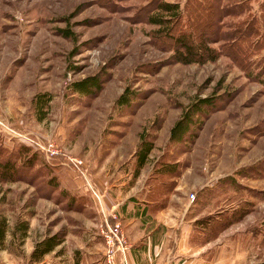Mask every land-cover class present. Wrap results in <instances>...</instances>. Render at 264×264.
<instances>
[{
    "label": "rangeland",
    "instance_id": "rangeland-1",
    "mask_svg": "<svg viewBox=\"0 0 264 264\" xmlns=\"http://www.w3.org/2000/svg\"><path fill=\"white\" fill-rule=\"evenodd\" d=\"M211 1L218 32L257 20L262 35L244 68L225 53L174 61L170 40L145 19L157 0H0V163L15 168L13 180L0 181L1 264H110L116 245L102 231L115 222L127 243L114 264H128L127 252L153 262V244L174 249L183 228L191 250L182 260L264 259V0ZM88 74L100 89L72 90ZM123 90L126 104L116 101ZM202 97L210 103L169 139ZM141 131L152 147L137 168ZM54 232L62 241L31 261L34 241Z\"/></svg>",
    "mask_w": 264,
    "mask_h": 264
},
{
    "label": "trees",
    "instance_id": "trees-1",
    "mask_svg": "<svg viewBox=\"0 0 264 264\" xmlns=\"http://www.w3.org/2000/svg\"><path fill=\"white\" fill-rule=\"evenodd\" d=\"M190 2L185 0L183 9H181L178 7L177 2L157 0L154 6L157 12L147 13L145 16L146 21L158 25L157 30L162 32L159 35H163L167 40H170L172 59L182 63H202L205 60L215 59L219 53H225L234 63L244 68L245 59L252 52L251 49L255 51L260 42L255 37L259 33L255 17L249 20L240 19L238 22L233 23L229 29L218 32V25L217 23L214 24L215 20H217V10L216 7H213V1L193 0L192 3ZM241 3H238V6ZM224 14H228V11H225ZM61 33L69 35L66 29H62ZM213 38L215 40L218 38L224 40L218 50L208 44L213 41ZM261 82L264 83V78H261ZM70 83L72 90L81 94L94 93L101 87L100 78L96 74H88L80 79L72 80ZM41 95H36V99L39 102ZM130 95V92L123 90L116 101L126 104ZM210 101V98L202 97L197 102L192 103V108L189 111H184L169 128V139H179L180 135L187 130L190 112L194 110L200 111L201 106L208 105ZM151 147L152 142L145 138V134L142 131L139 132V142L134 152L137 168L144 163ZM14 172L13 160L7 159L0 163V181L13 180ZM26 226V222H21L16 226L20 230L21 238L25 236ZM4 236L5 219L1 217L0 248H2L1 243ZM61 241L62 235L59 232L48 234L34 241L29 254L30 260L38 261L43 254L53 250ZM255 264H264V259Z\"/></svg>",
    "mask_w": 264,
    "mask_h": 264
},
{
    "label": "crops",
    "instance_id": "crops-1",
    "mask_svg": "<svg viewBox=\"0 0 264 264\" xmlns=\"http://www.w3.org/2000/svg\"><path fill=\"white\" fill-rule=\"evenodd\" d=\"M164 213H165L164 210L158 209L155 213H153V218L157 221H160V223L163 224L164 223L163 219L165 216ZM139 214H140V212H138V216H139ZM166 225H169V224H166ZM185 232H186V228H183V232L181 234L177 235V244L175 246L176 249L175 248L173 249V247L170 248L167 245L153 244V247L151 248V250H152L155 257L153 259V262H150L149 264H203L202 260L197 259L198 257H192L191 256L188 260L186 258L182 260V258L180 256L181 254H179V253H183L184 249L191 250V248H188V245L184 244ZM168 233L169 232L167 231L165 234V237L168 235ZM184 245H185V247H184ZM149 249H150V247H149ZM199 249H202V248H199ZM192 250H194V248ZM0 251H4L7 253L6 249H0ZM173 252H175L176 254L178 253L176 255L177 258H175V254ZM196 252H201V250H196ZM169 253H173V255L170 256ZM127 255H128V264H137V262L134 260L132 255H130L128 252H127ZM73 264H76V263H73Z\"/></svg>",
    "mask_w": 264,
    "mask_h": 264
},
{
    "label": "built area",
    "instance_id": "built-area-1",
    "mask_svg": "<svg viewBox=\"0 0 264 264\" xmlns=\"http://www.w3.org/2000/svg\"><path fill=\"white\" fill-rule=\"evenodd\" d=\"M77 163L81 164L82 162L80 160H77ZM93 194L94 196H96L95 192H93ZM189 197H193V193H189ZM102 235L106 242H110L109 244L111 245H116L115 249H111V254L109 255L108 259L110 264H114L113 253L116 249H122V247L127 243L123 234L120 232L119 223L115 222L113 225H109L106 223L104 225ZM115 240L117 241V244L114 242Z\"/></svg>",
    "mask_w": 264,
    "mask_h": 264
}]
</instances>
